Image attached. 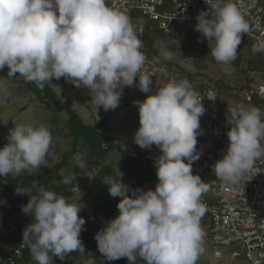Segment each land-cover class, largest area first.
I'll use <instances>...</instances> for the list:
<instances>
[{"label":"clouds","instance_id":"9594fccd","mask_svg":"<svg viewBox=\"0 0 264 264\" xmlns=\"http://www.w3.org/2000/svg\"><path fill=\"white\" fill-rule=\"evenodd\" d=\"M204 2L209 8L199 12L195 30L208 42L214 41L210 49L214 60L229 65L237 59L242 34L250 33L254 25L232 0ZM142 47L129 17L107 6L106 0H0V70L7 66L9 78L19 73L40 88L53 79L67 78L95 93L96 107L105 111L119 106L123 88L132 86L137 77L139 90L150 92L151 76L138 75L146 60ZM252 51L264 52V40H258ZM162 55L173 57L166 49ZM0 91L7 94L6 89ZM201 101L184 79L136 102L140 126L134 142L142 149L159 148L161 155L154 165L158 183L154 191L131 190L121 182L118 168V179H103L109 194L121 198L118 215L95 235L98 251L108 261L127 258L129 264H136L140 257L146 264H196L202 254L208 230L201 226L206 210L201 197L209 185L192 171V163L200 158L197 136L205 112ZM227 111L232 124L229 144L212 172L220 181L235 184L264 155L260 143L264 120L254 106L237 104ZM7 139L9 143L0 149V177L18 176L46 164L53 143L46 126L15 124ZM73 159L85 167L86 154L77 153ZM76 177L62 182L69 184ZM16 192L30 197L22 211L33 222L23 230V244L35 264H53V257L63 261L71 252L85 253L81 205L35 183Z\"/></svg>","mask_w":264,"mask_h":264},{"label":"trees","instance_id":"16d2710c","mask_svg":"<svg viewBox=\"0 0 264 264\" xmlns=\"http://www.w3.org/2000/svg\"><path fill=\"white\" fill-rule=\"evenodd\" d=\"M195 25L194 23L175 21L171 25L170 32L166 33L158 27L155 21L147 20L143 37L144 44L154 59L157 58L160 50L159 42L165 43L168 51L173 47L172 41L179 43L186 49L202 47L204 57L214 64H219L211 55L210 49L214 47V44L208 45L200 32L194 33ZM237 51V59L231 64L224 66L238 67L245 63V69L241 67V70L244 71L246 77L239 86L238 92H240L242 89L249 88L252 85V72L259 71L264 74V54L253 53L252 45L243 39H241V44L238 46ZM157 62L160 63V61ZM160 64L180 76V73L172 68L170 63ZM185 77L197 82L191 74L189 76L185 75ZM152 78L154 76H151ZM61 81L67 89L77 88L75 82L68 81L64 77L61 78ZM23 83L38 96L46 108L66 113V127L68 128V135L72 138V148L66 151L63 154V158L56 162L54 166L46 167L37 175L25 170L18 176L9 174L7 177H0V225L7 229L6 233L0 235V264H8L9 258L14 257L13 250L10 248L16 245L19 239L23 237L25 227L33 222V217L23 213L22 208L18 206L21 200L28 202L30 197L25 194H17L16 188L29 189L35 183L39 187L55 191L57 194L68 198L70 203L77 202L81 205V211L78 215L85 219L84 229L86 230L81 231L80 239L86 252L88 248L97 245L96 234H93L91 230L93 228H96L97 232L102 230L111 219L118 215L117 204L121 198L112 197L109 194L108 185L103 182L105 177L118 179L117 168L120 167L123 175L127 177L126 179L121 177V182L128 185L131 190H153L158 183L154 165L161 152L155 145L151 148L142 149L138 145H132L129 142L124 144V146L114 143L112 136L101 130L107 127L108 117L96 124L86 123L77 110L73 108L72 102L59 97L48 82L45 83L43 88L38 87L34 82H26L24 79ZM197 83L202 88L209 87L205 82L198 81ZM215 87L219 91L220 106L230 108L242 102L243 105L254 106L259 109L264 107V101L261 99L254 98L251 103H247L240 96L235 98L241 101L235 100V104L231 105L228 103L227 98L224 97L222 90L217 86ZM104 137H108L107 146H109V149L104 146ZM6 144H8L7 141H3L1 146L4 147ZM81 147L83 148V154H86L84 168H80L77 162L72 160ZM113 151H116L118 158L110 159V153ZM93 167H96L98 172L91 177L89 173ZM63 171L65 174L62 173ZM73 174L77 176L76 180H72L69 184L62 182L65 177ZM75 186H79V189L83 190V197L87 203L82 202L72 191ZM33 192H35V189H33ZM87 207H89V210L96 218L86 211ZM203 224H208L207 217H202L201 225ZM205 235L209 240L208 233ZM122 259L126 258L108 261L103 255L95 254L93 256L94 264H117ZM138 259L144 262L142 258L138 257ZM15 264H35L27 246L23 249V253L15 258ZM53 264H61L58 257H53ZM82 264H89V262L84 260Z\"/></svg>","mask_w":264,"mask_h":264},{"label":"built area","instance_id":"2783aa9c","mask_svg":"<svg viewBox=\"0 0 264 264\" xmlns=\"http://www.w3.org/2000/svg\"><path fill=\"white\" fill-rule=\"evenodd\" d=\"M232 2L246 13V18L254 25L250 33L242 34V39L252 47L258 40H264V0ZM106 4L129 17L138 38L142 41L141 50L146 60L139 75L159 76L167 83L187 79L197 96L202 98L205 112L199 118L200 134L197 136L200 158L192 163V171L209 185V190L201 197L206 209L203 216L208 220V224H203L202 228L208 230L209 242L215 255L220 256L219 248L226 247L232 258H241L247 264H264V155L254 161L252 169L237 183L220 181L212 172V166L222 159L227 151V132L232 124L230 113L220 115L218 111V89L214 86L202 88L189 78L177 76L174 71L152 58L144 44L147 20L155 21L160 29L169 33L175 21L196 24L199 12L207 11L209 6L204 0H106ZM256 22L259 27L255 26ZM197 32L194 30V33ZM252 76V85L242 89L239 96L247 103H251L254 98L264 101V74L254 71ZM260 110L264 120V107ZM260 143L264 147V138ZM97 172L98 169L93 167L91 174ZM79 188L75 186L72 191L76 192ZM26 204V201L21 200L18 206L22 208ZM91 232L96 234L97 229L93 228ZM25 247L21 237L16 245L10 248L14 257L9 258L8 264H15V258L23 253ZM95 254L102 255L97 245L88 248L83 254L71 252L63 261H59L61 264H82L84 260L93 261Z\"/></svg>","mask_w":264,"mask_h":264},{"label":"rangeland","instance_id":"374dc122","mask_svg":"<svg viewBox=\"0 0 264 264\" xmlns=\"http://www.w3.org/2000/svg\"><path fill=\"white\" fill-rule=\"evenodd\" d=\"M204 41L208 45L214 44V41L208 42L205 38ZM172 44L173 47L170 50L173 53L172 59H164L162 51L167 46L165 43L159 42L158 46L160 50L155 60L160 61V63H170L172 68L177 70L182 77L191 74L197 82L200 81L202 83L205 82L209 86H217L222 90L221 92L231 105L235 104V100H238V102L241 101L235 97H239V86L244 82L246 77L244 71L241 70V67L245 69V63L238 67L214 64L204 57L202 47L186 49L179 43H174V41H172ZM225 68L229 69L228 73L225 72ZM23 79V77L19 76V73L15 77L9 78L8 68L6 66L0 70V89H6L7 91V94L0 91V149L3 148L1 146L3 141L9 143L7 137L10 130L15 127V124L31 123L34 127L40 125L46 126L53 137V143L46 157V164L38 169H27L30 173L37 175L46 167L54 166L56 162L63 158V154L72 148V138L68 135V128L66 127V113L58 112L55 108V110L46 108L38 96L23 83ZM151 80L150 92L143 93L137 87L139 82V78L137 77L132 86H125L123 88L119 106L115 110L107 111L102 107H96L93 99L95 93L90 92L83 85L72 90L67 89L61 81V78L59 80L53 79L48 83L52 85L53 90L59 97L72 102L73 108L77 110L86 123L96 124L108 117L107 127L101 130L106 134H110L114 143H119L124 146L128 142L132 145H137L134 142V134L140 125L138 105L136 102H142L148 95L154 94L159 87L167 84V81L159 76ZM241 104L243 103L241 102ZM218 109L220 115L229 113L226 106H220ZM82 149V147L79 148L77 153L83 154ZM117 155L116 151L111 152L110 159L118 158L119 156ZM118 170L122 173L120 167H118ZM62 173L65 174L64 171ZM122 177L124 179L127 178L124 175ZM74 193L82 202L87 203L83 197V190L81 191L79 189ZM86 211L96 218L91 210H89V207L86 208ZM6 232L7 229L0 225V235ZM204 232L205 234L208 233L207 231ZM202 247L203 252L196 264H247L241 258H232L226 247H220L221 255L215 256L206 235L204 236ZM117 264H129V262L126 258ZM136 264H146V262H141L137 257Z\"/></svg>","mask_w":264,"mask_h":264},{"label":"water","instance_id":"95a60500","mask_svg":"<svg viewBox=\"0 0 264 264\" xmlns=\"http://www.w3.org/2000/svg\"><path fill=\"white\" fill-rule=\"evenodd\" d=\"M107 142H108V137H104V146L106 147V149H109V146H107Z\"/></svg>","mask_w":264,"mask_h":264}]
</instances>
